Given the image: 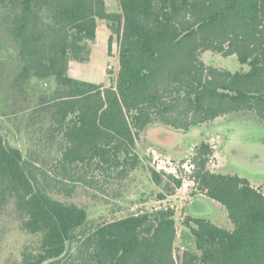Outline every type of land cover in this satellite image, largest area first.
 <instances>
[{
	"label": "trees",
	"instance_id": "obj_1",
	"mask_svg": "<svg viewBox=\"0 0 264 264\" xmlns=\"http://www.w3.org/2000/svg\"><path fill=\"white\" fill-rule=\"evenodd\" d=\"M117 1L115 12L106 0H0L15 58L12 101L0 100V115L27 113L29 139L56 153L40 161L0 130V209L13 204L20 230L37 237L18 264H264V190L210 171L206 141L194 147L191 180L225 207L233 228L186 215L177 257L173 208L92 222L83 206L59 196L66 179L121 184L141 165L137 140L152 126L184 132L243 111L264 120V0ZM100 20L110 30L108 51L114 38L118 45L109 86L69 73L70 62L89 60ZM207 51L233 55L248 69L206 64ZM33 82L41 85L35 100ZM148 171L168 195L181 186L171 174Z\"/></svg>",
	"mask_w": 264,
	"mask_h": 264
},
{
	"label": "rangeland",
	"instance_id": "obj_2",
	"mask_svg": "<svg viewBox=\"0 0 264 264\" xmlns=\"http://www.w3.org/2000/svg\"><path fill=\"white\" fill-rule=\"evenodd\" d=\"M106 5L108 11L119 10L117 0H106ZM109 35L107 23L100 20L96 39L90 43L89 60L84 63L72 61V76L104 86L114 82L119 68L118 45L114 38L108 51ZM11 48L3 34L0 20V100L6 106L12 101L9 84L14 74L12 67L15 65V58ZM202 60L206 64L230 71L248 69L247 65L240 64L233 55L223 57L207 51L202 54ZM32 86L35 94L29 96L35 100L41 85L33 82ZM1 101L0 104L3 103ZM25 120L27 113L9 118L0 115V130L8 144L20 148L26 155L36 153L35 158L40 161L54 158L56 153L46 150L47 145H40L33 138L29 139V134L24 130ZM152 127L137 140L136 153L141 159V165L121 184L109 177H97L96 181L91 182L92 187L82 182L73 185L72 180L66 179L64 185H58V193L61 198L83 206L92 222L109 221L139 210L165 206L173 208L178 234L174 245L177 257L182 250L179 234L186 215L204 217L228 230L233 228L225 207L206 197L191 180L194 147L201 141L211 145L213 154L207 165L210 171L244 177L254 188L264 190V120L257 118L253 111H243L184 132ZM149 168L161 175L171 174L174 178L181 179V186L175 188L172 195H168L162 186L151 180ZM159 196L163 198L159 199ZM36 240L35 235L20 230L13 204L0 209V264H18L24 247L34 244Z\"/></svg>",
	"mask_w": 264,
	"mask_h": 264
},
{
	"label": "crops",
	"instance_id": "obj_3",
	"mask_svg": "<svg viewBox=\"0 0 264 264\" xmlns=\"http://www.w3.org/2000/svg\"><path fill=\"white\" fill-rule=\"evenodd\" d=\"M97 35V34H96ZM69 66H71V62H70V65ZM69 73H70V69H69ZM71 75V74H70ZM72 76V75H71ZM74 77V76H73Z\"/></svg>",
	"mask_w": 264,
	"mask_h": 264
}]
</instances>
